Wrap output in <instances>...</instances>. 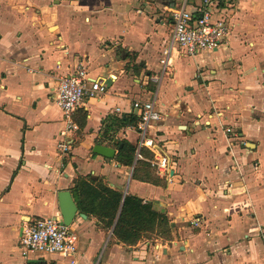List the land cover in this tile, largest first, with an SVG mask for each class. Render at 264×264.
Listing matches in <instances>:
<instances>
[{
	"label": "crops",
	"instance_id": "1",
	"mask_svg": "<svg viewBox=\"0 0 264 264\" xmlns=\"http://www.w3.org/2000/svg\"><path fill=\"white\" fill-rule=\"evenodd\" d=\"M180 3L0 0V264H91L99 254L103 264H264V0H218L212 19L227 22V39L197 54L173 44L168 71L154 81ZM196 7L186 4L194 17ZM79 62L107 89L85 98L73 114L78 129L62 134L53 90ZM153 96L161 117L147 131L152 145L138 146L132 103ZM123 139L149 149L148 162L167 157V173L150 162L163 184L115 160ZM61 140L70 149L59 154ZM78 177L150 202L171 237L120 241L96 198L68 224L73 254L25 252L22 226L61 217L59 190L77 205Z\"/></svg>",
	"mask_w": 264,
	"mask_h": 264
},
{
	"label": "built area",
	"instance_id": "2",
	"mask_svg": "<svg viewBox=\"0 0 264 264\" xmlns=\"http://www.w3.org/2000/svg\"><path fill=\"white\" fill-rule=\"evenodd\" d=\"M188 1L181 0L179 6L171 10L172 30L169 43L159 60L160 75L153 76L152 80L154 81H158L160 76L168 71L170 48L173 44L180 46L187 54H197L202 50L216 48L228 37L227 22L221 18L212 19V9L218 0H196V17L186 8ZM106 89L105 81L89 76L82 62H79L72 72L59 77L53 93L65 122L62 134L78 129L73 114L82 101L85 98L101 95ZM132 107L137 110L138 118L135 126L139 132L138 146L152 145L151 140L146 138L147 131L151 123L161 117L155 96L145 100L135 99ZM130 127L132 126L130 125ZM226 131L230 132L231 129L227 127ZM69 149V142L61 140L57 143L59 154ZM150 162L157 171L168 172L169 160L165 155H158ZM191 222L198 224L199 219L194 218ZM19 243L25 252H57L68 255L75 252L76 236L71 232L69 226L62 221L61 217L55 215L39 216L22 226ZM70 264H75V260L71 259ZM91 264H103L100 254L94 258Z\"/></svg>",
	"mask_w": 264,
	"mask_h": 264
},
{
	"label": "trees",
	"instance_id": "3",
	"mask_svg": "<svg viewBox=\"0 0 264 264\" xmlns=\"http://www.w3.org/2000/svg\"><path fill=\"white\" fill-rule=\"evenodd\" d=\"M116 147L115 160L123 165L131 166L134 164V177L153 183H164L155 175V169L150 162L144 159L153 157V153L149 149L140 147L137 150L135 145L125 139L118 142ZM136 153L142 158L135 159ZM72 191L76 197L78 208L85 212L87 211L86 205L99 198L100 216L108 218V226L115 221L113 234L126 244H134L142 236L150 237L153 234L171 237L167 217L163 213L153 210L150 202H143L141 198L132 195H125L122 198L119 191L106 186L98 191L85 177L77 178ZM116 214L117 217L114 219Z\"/></svg>",
	"mask_w": 264,
	"mask_h": 264
},
{
	"label": "water",
	"instance_id": "4",
	"mask_svg": "<svg viewBox=\"0 0 264 264\" xmlns=\"http://www.w3.org/2000/svg\"><path fill=\"white\" fill-rule=\"evenodd\" d=\"M93 150L96 153L107 157H112L114 155L113 148L103 146L101 144H95ZM57 200L62 221L68 225L77 212V205L71 195L70 190H59L57 192Z\"/></svg>",
	"mask_w": 264,
	"mask_h": 264
},
{
	"label": "rangeland",
	"instance_id": "5",
	"mask_svg": "<svg viewBox=\"0 0 264 264\" xmlns=\"http://www.w3.org/2000/svg\"><path fill=\"white\" fill-rule=\"evenodd\" d=\"M152 236V235H151Z\"/></svg>",
	"mask_w": 264,
	"mask_h": 264
}]
</instances>
